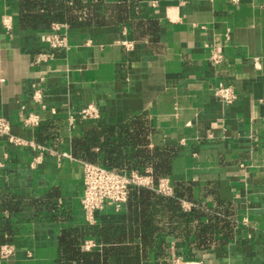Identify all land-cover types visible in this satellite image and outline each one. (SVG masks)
<instances>
[{
  "label": "crops",
  "instance_id": "crops-1",
  "mask_svg": "<svg viewBox=\"0 0 264 264\" xmlns=\"http://www.w3.org/2000/svg\"><path fill=\"white\" fill-rule=\"evenodd\" d=\"M0 1V119L10 123L14 137L34 144L14 147L0 139V190L28 201L54 196L58 207L56 221L50 215L33 221L30 208L16 216L22 221L23 246H2L0 252L12 246L15 253L0 254V264H57L62 231L88 224L80 205L86 162L73 156L74 136L98 121L123 124L143 113L155 130L152 146L180 152L174 179H168L171 186L199 178L217 181L220 198L238 211L236 235L228 246L185 261L264 264V0H150L145 5L158 26L149 39L131 24L122 26L119 39H93L55 24L67 35V52L44 42L48 32H23ZM45 55L53 60L44 61ZM221 84L235 89L234 105L215 99L214 89ZM32 85L43 89L46 110L32 100ZM90 104L100 120L79 117ZM29 114L40 116V126L54 124L46 137L39 129L24 128ZM36 158L40 164L32 168ZM191 207L183 203L185 211ZM126 221L125 211L96 214L97 224ZM167 243V264L183 257L182 241L167 238ZM97 247L87 240L82 250Z\"/></svg>",
  "mask_w": 264,
  "mask_h": 264
},
{
  "label": "trees",
  "instance_id": "trees-1",
  "mask_svg": "<svg viewBox=\"0 0 264 264\" xmlns=\"http://www.w3.org/2000/svg\"><path fill=\"white\" fill-rule=\"evenodd\" d=\"M23 32L50 34L55 24L88 34L93 39H119L123 25L131 24L142 38L155 37L158 21L149 16L150 0H4ZM2 2V1H0ZM1 4V3H0ZM2 5H0L1 11ZM53 125L39 126L46 137ZM55 128V127H54ZM38 134V135H39ZM155 130L148 114L136 115L123 124L98 121L73 138V156L120 173L146 175L151 169L155 184L174 179L173 164L180 155L176 147L152 146ZM51 196L45 202L0 190V248L23 245L21 220L15 217L34 210L33 221L41 215L57 220V205ZM192 205L185 211L183 203ZM125 223L82 225L64 229L58 239L57 264H167V238L182 241L184 259L200 252L228 246L238 227L236 207L220 198L219 183L199 178L173 181V195L165 196L147 188L132 187L123 210ZM8 213L6 219L3 213ZM87 240L100 247L83 251Z\"/></svg>",
  "mask_w": 264,
  "mask_h": 264
},
{
  "label": "built area",
  "instance_id": "built-area-1",
  "mask_svg": "<svg viewBox=\"0 0 264 264\" xmlns=\"http://www.w3.org/2000/svg\"><path fill=\"white\" fill-rule=\"evenodd\" d=\"M238 0H233L237 2ZM7 28L9 26L5 24ZM61 25H55L53 32L44 38V42L53 50L67 52L70 50L67 35L61 33ZM127 49H131V43H124ZM44 61H52L53 56H43ZM217 63L218 59H213ZM32 100L41 105L42 110L47 107L44 104V92L40 86L32 85ZM215 99L227 106L234 105L238 100V95L233 87L219 85L214 89ZM55 114L54 111H52ZM84 120L98 121L100 120L99 111L93 104L85 106L80 114ZM41 125V118L37 114H29L24 121V128L37 129ZM7 138L9 143L14 147H27L34 144L23 139L14 137L11 134V125L5 119H0V139ZM40 164V158H36L32 168ZM0 163V168H2ZM83 193L80 200L81 209L84 212L86 221L89 225H96V214L111 210L114 213H120L127 204L130 189L132 187L147 188L156 191L165 196L173 195V187L168 179H162L158 184H155L151 173L140 175L137 172L120 173L108 170L97 164L83 163ZM243 224H247L244 220ZM89 247H87L88 249ZM15 249L12 246H5L0 254L3 258H8L14 255ZM169 264H194L193 262L185 261L182 256L173 258L168 261ZM196 264V263H195Z\"/></svg>",
  "mask_w": 264,
  "mask_h": 264
},
{
  "label": "rangeland",
  "instance_id": "rangeland-1",
  "mask_svg": "<svg viewBox=\"0 0 264 264\" xmlns=\"http://www.w3.org/2000/svg\"><path fill=\"white\" fill-rule=\"evenodd\" d=\"M12 256V255H11Z\"/></svg>",
  "mask_w": 264,
  "mask_h": 264
}]
</instances>
